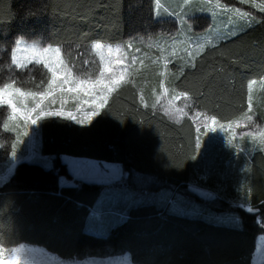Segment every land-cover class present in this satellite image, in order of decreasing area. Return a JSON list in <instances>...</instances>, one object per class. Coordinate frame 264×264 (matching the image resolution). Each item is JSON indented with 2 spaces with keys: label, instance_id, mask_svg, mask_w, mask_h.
<instances>
[{
  "label": "trees",
  "instance_id": "1",
  "mask_svg": "<svg viewBox=\"0 0 264 264\" xmlns=\"http://www.w3.org/2000/svg\"><path fill=\"white\" fill-rule=\"evenodd\" d=\"M259 17L171 74L168 85L189 93L180 122L159 108L145 107L139 84L133 80L109 97L90 124L79 125L65 117L42 120L40 153L53 156V165L44 169L21 162L0 186L4 247L39 246L61 259L128 253L133 264H252L255 240L264 231V153L260 150L250 157L245 183L246 198L256 212L235 210L241 227L142 204L130 207L123 223L107 236H98L85 232L84 224L102 186L86 182L62 186L58 178L68 176L59 156L69 155L119 163L126 183L138 173L152 178L158 188L185 186L192 176L191 157L196 155L191 112L215 115L217 122L237 118L248 107L249 81L264 75V14ZM0 21V84L11 75L25 82L17 86L33 91L42 90L38 86L46 84L49 74L35 63L22 70L13 66L9 72L18 37L62 45L74 73L81 74L99 69L91 42L120 43L165 30L164 21L153 18V0H0Z\"/></svg>",
  "mask_w": 264,
  "mask_h": 264
},
{
  "label": "rangeland",
  "instance_id": "2",
  "mask_svg": "<svg viewBox=\"0 0 264 264\" xmlns=\"http://www.w3.org/2000/svg\"><path fill=\"white\" fill-rule=\"evenodd\" d=\"M261 7H264V0H248L247 3L243 0H153V18L164 21L165 30L154 36L128 38L125 42L110 44L113 48L121 49L126 63L131 66L132 75L128 80L137 81L140 94L147 104L152 105L155 102V94L162 91L161 81L169 89V99L172 95H179L180 92H173V88L168 85L171 74L177 71L178 67L190 63L208 46L218 44L247 29L260 18L259 14H264L260 10ZM244 13L250 15H243ZM108 44L104 43L105 48ZM93 53L95 54L94 51ZM95 56L99 60V56ZM172 63L178 64L173 67L170 66ZM251 82L247 85V110L229 121L232 124L231 129L229 122H217L216 131L203 136L205 142L209 136L213 137V144L206 154L204 143L201 145V151H196L197 158L193 163L191 179L182 188H158L153 184L152 178L138 173H133L131 180L126 183L119 163L60 155L59 160L65 164L68 176L60 177L59 183L75 186L86 182L102 186L101 193L85 221V232L105 237L111 228L123 223L130 207L142 204H155L166 207L173 213L203 217L222 225L241 227L235 210L256 212L249 205L245 195L250 157L255 150L264 153V150L254 145L252 138L246 135L264 129V75ZM186 100L187 98L182 97L181 100L175 101L176 106L184 108L185 113ZM78 103L80 102L73 100L69 94L66 97L65 110L78 111ZM31 104L29 100V106ZM50 106L59 108V99ZM157 108L174 122H180L185 115L173 116L160 106ZM247 115L253 117L252 121L245 119ZM7 116V106L0 107V144L4 145L0 147V185L9 181L19 163L27 162L50 169L54 158L40 153V123L29 125V135L21 137L17 156L13 158L11 144L17 139V134L2 131ZM190 118L196 129L199 125L203 133V122L209 117L193 111ZM19 123L22 125L23 121ZM37 129L38 134H34ZM6 146L8 148H5ZM249 207L252 211H248ZM21 245L31 264H132L127 254L61 259L42 247L27 244L18 246ZM251 262L264 263V231L256 238Z\"/></svg>",
  "mask_w": 264,
  "mask_h": 264
},
{
  "label": "snow or ice",
  "instance_id": "3",
  "mask_svg": "<svg viewBox=\"0 0 264 264\" xmlns=\"http://www.w3.org/2000/svg\"><path fill=\"white\" fill-rule=\"evenodd\" d=\"M243 2L247 3L248 0H243ZM260 10L264 12V7H261ZM237 11L239 10L237 9ZM243 15H250V13H244ZM0 23L3 22L0 21ZM91 49L99 56L98 72L90 71L77 74L73 71L74 65L72 62L65 58L62 45L53 46L48 44L47 46H42L35 41L27 43L23 37L16 39L15 46L11 49L10 63L7 65L9 72L11 73L13 66L15 69L22 70L27 68L29 64L35 63L42 65L49 75L46 84L42 82L38 86L43 90L33 91L17 86L19 83L25 82L17 81L11 75L7 82L0 84V107L7 106L8 109V116L3 123L2 131L15 132L17 134V139L11 144V155L13 158L17 156V147L21 142V137L29 135V125H37L46 117H65L79 125L90 124L105 109L109 97L122 84L130 82L128 77L132 75L131 66L126 63V59L122 56L119 47L113 48L109 43L107 48H105L104 43L101 40H97L91 42ZM189 55H192L191 52H189ZM134 61L135 57H133ZM85 63L87 64L89 61H85ZM165 66H167V61H165ZM192 66L194 67V64ZM251 83L250 81L249 84ZM160 88L162 91L159 94L154 93L155 102L151 107L156 109L160 106L166 113L173 116L186 114L184 108L176 106L175 101L181 100L182 97L187 98L189 93L182 92L179 95H172L169 99V89L165 87L163 81L160 83ZM172 91L174 92L175 89ZM69 94H71L73 100L80 102L77 104L78 111L76 112L65 110L64 105ZM57 99H59L61 106L52 108L50 105L55 104ZM29 100L32 102L31 106H29ZM141 103L148 107L143 95H141ZM250 108L251 97H249ZM245 119L252 121L253 117L247 115ZM21 120L23 121L22 125L19 123ZM216 123L217 117L213 115L203 122V133L201 132V127L197 126L195 151H201L202 143L205 144L204 154L209 151L214 138L209 136L205 142L203 141V136L208 135L209 132L216 131ZM231 128L232 124L229 122V129ZM34 134H38V129L34 131ZM246 135L252 138L254 145L264 150V129L249 132ZM229 143L231 144V141ZM0 147H4V145L0 144ZM196 158L195 155L191 157L192 160H196ZM248 211H252L251 207H249ZM0 264H31V260L24 254L22 245L8 249L4 247V242L0 239Z\"/></svg>",
  "mask_w": 264,
  "mask_h": 264
},
{
  "label": "crops",
  "instance_id": "4",
  "mask_svg": "<svg viewBox=\"0 0 264 264\" xmlns=\"http://www.w3.org/2000/svg\"><path fill=\"white\" fill-rule=\"evenodd\" d=\"M99 169H101V168H99ZM87 219V218H86Z\"/></svg>",
  "mask_w": 264,
  "mask_h": 264
}]
</instances>
